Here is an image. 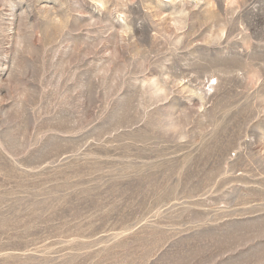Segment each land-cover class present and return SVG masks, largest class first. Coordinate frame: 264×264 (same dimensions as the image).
Here are the masks:
<instances>
[{"label":"rangeland","instance_id":"obj_1","mask_svg":"<svg viewBox=\"0 0 264 264\" xmlns=\"http://www.w3.org/2000/svg\"><path fill=\"white\" fill-rule=\"evenodd\" d=\"M0 264H264V0H0Z\"/></svg>","mask_w":264,"mask_h":264}]
</instances>
